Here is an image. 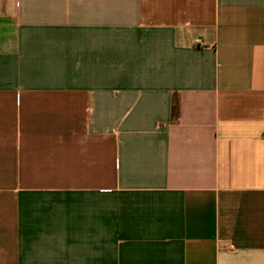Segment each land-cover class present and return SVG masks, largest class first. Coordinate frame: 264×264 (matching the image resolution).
I'll list each match as a JSON object with an SVG mask.
<instances>
[{"label":"crops","instance_id":"obj_1","mask_svg":"<svg viewBox=\"0 0 264 264\" xmlns=\"http://www.w3.org/2000/svg\"><path fill=\"white\" fill-rule=\"evenodd\" d=\"M0 264H264V0H0Z\"/></svg>","mask_w":264,"mask_h":264}]
</instances>
